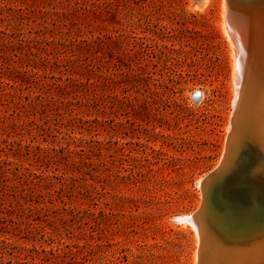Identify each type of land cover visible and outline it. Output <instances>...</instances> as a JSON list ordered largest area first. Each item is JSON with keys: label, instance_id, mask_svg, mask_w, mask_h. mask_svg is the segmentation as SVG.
<instances>
[{"label": "rangeland", "instance_id": "1", "mask_svg": "<svg viewBox=\"0 0 264 264\" xmlns=\"http://www.w3.org/2000/svg\"><path fill=\"white\" fill-rule=\"evenodd\" d=\"M223 1L0 0V264H196L172 218L229 132Z\"/></svg>", "mask_w": 264, "mask_h": 264}, {"label": "bare ground", "instance_id": "2", "mask_svg": "<svg viewBox=\"0 0 264 264\" xmlns=\"http://www.w3.org/2000/svg\"><path fill=\"white\" fill-rule=\"evenodd\" d=\"M239 1H223V4L226 3L222 14L224 27L227 28L225 31L235 46L232 73L235 93L224 153H221L222 158L216 167L223 162L220 165L222 173L229 174L239 164L242 152L256 149L258 155L255 164L246 175L243 171H236L230 177H239L241 180L252 178L264 187V0ZM203 178L204 176L200 177L196 182L200 188ZM231 192L230 196L235 197ZM201 195L203 196V191ZM238 200L243 208L250 207L246 202ZM208 208L209 204L206 202L203 216L198 217L201 226L198 221L193 226L199 238L196 264H264V224L259 230L249 234L252 236L247 235L249 238L240 237L233 243H227L210 225ZM219 208L223 216L219 219L241 229L253 225L261 216L249 211L229 209L224 201L219 203ZM172 219L176 220V217Z\"/></svg>", "mask_w": 264, "mask_h": 264}, {"label": "water", "instance_id": "3", "mask_svg": "<svg viewBox=\"0 0 264 264\" xmlns=\"http://www.w3.org/2000/svg\"><path fill=\"white\" fill-rule=\"evenodd\" d=\"M237 1L240 2L239 0ZM227 15H229L228 12ZM199 96L200 93H197L195 95V98H199ZM256 155H258L256 149H252L251 152H242L238 161L239 164L235 169L232 170V172H229V174L222 173L220 165L222 166L223 162H221L218 167L210 170L200 182L201 190L203 191L200 206L191 214L185 216L183 215L182 217H176V221L178 223L187 222V224H189L190 226H195L196 221H198V224L200 225L198 217L200 218L203 216L207 202V204H209V223L214 231L220 236V238L224 239V241H226L227 243H233L234 241L239 240L238 238L240 237H244L242 239H247L249 238L247 237V235L252 236L249 235L250 233H253L252 231L259 230V228L263 227L264 187H262L261 184L254 181L252 178H249V180L248 178H244L242 179V181L239 177H230L232 175L231 173H234L236 171H243L246 175V172L250 170L249 168H252L255 164L254 161L256 159ZM246 177H248V175ZM229 192H231L235 197L232 198ZM238 199L242 200V202H246L250 205V207L243 208ZM223 201L226 203L229 209L231 208L236 209L237 211H249L253 212L254 214H261L260 219H258L253 225L243 227V229L234 226L233 223L232 225L225 224L223 222L224 219H219V217H223L222 212H220L219 208V203ZM203 235H201V238H204Z\"/></svg>", "mask_w": 264, "mask_h": 264}, {"label": "trees", "instance_id": "4", "mask_svg": "<svg viewBox=\"0 0 264 264\" xmlns=\"http://www.w3.org/2000/svg\"><path fill=\"white\" fill-rule=\"evenodd\" d=\"M33 1H35V0H33ZM42 2H45V0H41ZM107 1H109V0H107ZM119 2V1H118ZM60 3V2H59ZM76 3H78V2H76Z\"/></svg>", "mask_w": 264, "mask_h": 264}]
</instances>
